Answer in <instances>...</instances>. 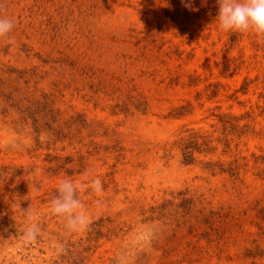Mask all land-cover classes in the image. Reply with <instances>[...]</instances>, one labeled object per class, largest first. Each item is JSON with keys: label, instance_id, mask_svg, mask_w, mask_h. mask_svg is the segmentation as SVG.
<instances>
[{"label": "rangeland", "instance_id": "1", "mask_svg": "<svg viewBox=\"0 0 264 264\" xmlns=\"http://www.w3.org/2000/svg\"><path fill=\"white\" fill-rule=\"evenodd\" d=\"M193 3L0 0V264H264V38Z\"/></svg>", "mask_w": 264, "mask_h": 264}, {"label": "clouds", "instance_id": "2", "mask_svg": "<svg viewBox=\"0 0 264 264\" xmlns=\"http://www.w3.org/2000/svg\"><path fill=\"white\" fill-rule=\"evenodd\" d=\"M204 4L205 0H201ZM181 4L189 11H197L193 0H181ZM218 27L223 31L252 32L264 38V0H216ZM14 27L13 21L0 16V38H6ZM86 172L81 182L63 178L57 182L58 195L51 200V213L66 218V228L69 231H82L87 228L89 218L85 214L84 205L78 193L88 188L94 193H100L103 185L97 177L89 180ZM85 181H88L85 183ZM35 226L28 229L25 241L30 243L36 239Z\"/></svg>", "mask_w": 264, "mask_h": 264}, {"label": "trees", "instance_id": "3", "mask_svg": "<svg viewBox=\"0 0 264 264\" xmlns=\"http://www.w3.org/2000/svg\"><path fill=\"white\" fill-rule=\"evenodd\" d=\"M193 138L184 140L180 143L181 150V160L184 162H191L193 160L192 150L193 148H198L201 144H207V141H197V135L193 134ZM227 144V143H225Z\"/></svg>", "mask_w": 264, "mask_h": 264}]
</instances>
